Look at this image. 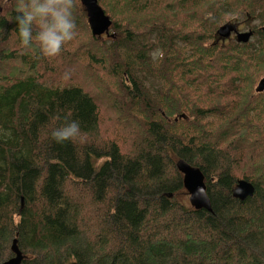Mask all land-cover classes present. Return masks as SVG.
<instances>
[{
	"label": "trees",
	"instance_id": "16d2710c",
	"mask_svg": "<svg viewBox=\"0 0 264 264\" xmlns=\"http://www.w3.org/2000/svg\"><path fill=\"white\" fill-rule=\"evenodd\" d=\"M97 1L109 35L75 0L77 36L43 57L0 0V263L16 238L21 264H264V0ZM71 120L81 137L56 143ZM178 158L211 212L183 199Z\"/></svg>",
	"mask_w": 264,
	"mask_h": 264
},
{
	"label": "clouds",
	"instance_id": "9594fccd",
	"mask_svg": "<svg viewBox=\"0 0 264 264\" xmlns=\"http://www.w3.org/2000/svg\"><path fill=\"white\" fill-rule=\"evenodd\" d=\"M75 8V0H18L14 22L22 47L37 50L43 57L59 56L64 45L77 36ZM151 55L162 58L163 53L157 49ZM70 78V72L63 74L65 81ZM81 134L79 122L71 120L54 128L51 138L63 144L79 139Z\"/></svg>",
	"mask_w": 264,
	"mask_h": 264
},
{
	"label": "water",
	"instance_id": "95a60500",
	"mask_svg": "<svg viewBox=\"0 0 264 264\" xmlns=\"http://www.w3.org/2000/svg\"><path fill=\"white\" fill-rule=\"evenodd\" d=\"M80 3L86 13L88 24L91 33L94 37H101L102 35H109V29L112 21L108 15L105 14L102 7L97 0H80ZM216 34L219 38L226 39L235 35V40L239 43H247L252 34V30L239 31L233 23H224L220 25ZM264 90V77L261 78L256 87L257 92ZM175 167L182 176V185L188 194V202L196 210H206L211 212V201L206 191V184L204 175L201 170L190 165L182 158L175 161ZM254 185L247 179H237L232 188V197L238 200H244L251 197L254 193ZM11 257L4 260L0 264H21L23 254L18 247L17 239H13L10 245Z\"/></svg>",
	"mask_w": 264,
	"mask_h": 264
},
{
	"label": "rangeland",
	"instance_id": "374dc122",
	"mask_svg": "<svg viewBox=\"0 0 264 264\" xmlns=\"http://www.w3.org/2000/svg\"><path fill=\"white\" fill-rule=\"evenodd\" d=\"M248 28L249 27L243 25V28L241 30L246 31V30H248ZM238 30L240 31V28H238ZM231 39H234L233 34L231 35ZM250 39H253V38L251 37ZM225 40H226V42L228 41L227 39H225ZM221 43H223V41H221ZM12 68L20 69L18 64L13 65ZM184 194L185 195H183V197H184L183 199L188 202V194L186 193V191L184 192Z\"/></svg>",
	"mask_w": 264,
	"mask_h": 264
}]
</instances>
